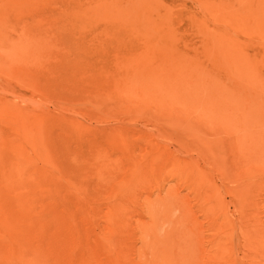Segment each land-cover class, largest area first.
I'll return each instance as SVG.
<instances>
[{
    "label": "rangeland",
    "instance_id": "rangeland-1",
    "mask_svg": "<svg viewBox=\"0 0 264 264\" xmlns=\"http://www.w3.org/2000/svg\"><path fill=\"white\" fill-rule=\"evenodd\" d=\"M71 1L0 0V264H264V32L209 53L154 0L144 61Z\"/></svg>",
    "mask_w": 264,
    "mask_h": 264
},
{
    "label": "bare ground",
    "instance_id": "bare-ground-1",
    "mask_svg": "<svg viewBox=\"0 0 264 264\" xmlns=\"http://www.w3.org/2000/svg\"><path fill=\"white\" fill-rule=\"evenodd\" d=\"M73 1L71 2L73 3ZM76 1L82 3L80 6H83L84 3L86 4L83 0H75V2ZM134 1H136V3ZM185 1L187 2V0ZM192 1L190 0L191 3ZM71 2H69L70 5H72ZM89 2H93V4ZM89 2L90 6H88L87 3V7L83 6L82 11L79 7L78 10L81 11V13L79 12L77 17H72L69 13H66L69 16L68 20L70 23L63 27V29L66 28L63 33L65 36H71L72 38H92L93 36V39L104 36L102 37L103 40L107 38L112 39L114 45H121L120 48L128 50L135 49L131 51L137 55L138 60L144 59V61H147L146 59L149 58L148 52L152 50L151 46H158V50L159 46L161 47L160 39L165 36V33L162 32L161 34L158 28V31L154 30L153 27L150 28L152 25H156H154V22H156L154 18L157 7L156 1L133 0L131 2V0H89ZM197 2L201 5V9L197 7L202 12L194 11L192 7L190 8L191 5H186L188 2L183 4L179 3V7L177 8H174L175 6H166L164 11L160 9V11L163 12L162 14H166L164 20L171 24V26H175L171 27L168 25L169 27L166 28V33L170 35L173 34L172 36H174V28H179L181 25L185 34H192L195 41L198 40L203 43L206 52L218 55L223 54L225 57H230L232 53L241 51V46L230 41V38L234 35L233 32L228 34L231 30L235 33L240 31L239 36L245 35L246 33L249 34L252 30L264 32V0H197ZM132 4L136 5L133 7L135 9L129 7L132 6ZM164 4L166 3L164 2ZM73 5L75 6L74 3ZM76 5H78V3ZM240 9L243 10L244 13H247L246 16L248 19L245 18V21L242 19L243 16L240 13ZM63 14H65V12H63ZM213 21H216L215 23L217 25L219 24L218 22L229 25L230 28H228V26L226 28L230 31L227 34H219L217 32L218 30L213 28L215 26L211 24H214ZM243 22L247 24L250 23V30H245L242 26ZM222 25L221 27H224ZM223 31L227 32L225 30ZM223 31H221V33ZM94 40L93 43L95 42ZM131 41L132 43H130ZM87 43H89V41ZM94 44L96 45L97 42ZM103 49L104 48H102V51L106 52ZM130 67L135 68L136 66L134 64Z\"/></svg>",
    "mask_w": 264,
    "mask_h": 264
}]
</instances>
